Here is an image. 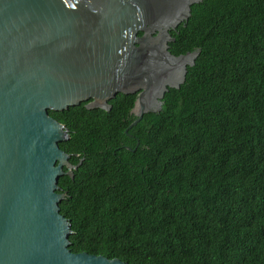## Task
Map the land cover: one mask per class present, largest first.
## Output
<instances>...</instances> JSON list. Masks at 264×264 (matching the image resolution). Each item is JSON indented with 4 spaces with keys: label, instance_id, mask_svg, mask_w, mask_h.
<instances>
[{
    "label": "trees",
    "instance_id": "1",
    "mask_svg": "<svg viewBox=\"0 0 264 264\" xmlns=\"http://www.w3.org/2000/svg\"><path fill=\"white\" fill-rule=\"evenodd\" d=\"M171 33L172 54L200 53L134 139V95L109 111L50 110L70 130V162L83 159L59 179L70 249L127 264H264V0H202Z\"/></svg>",
    "mask_w": 264,
    "mask_h": 264
},
{
    "label": "water",
    "instance_id": "2",
    "mask_svg": "<svg viewBox=\"0 0 264 264\" xmlns=\"http://www.w3.org/2000/svg\"><path fill=\"white\" fill-rule=\"evenodd\" d=\"M201 1L0 0V264H127L71 251L59 179L79 165L50 110L109 111L119 93H139L126 133L160 112L200 53L172 54L171 30Z\"/></svg>",
    "mask_w": 264,
    "mask_h": 264
},
{
    "label": "flooded vegetation",
    "instance_id": "3",
    "mask_svg": "<svg viewBox=\"0 0 264 264\" xmlns=\"http://www.w3.org/2000/svg\"><path fill=\"white\" fill-rule=\"evenodd\" d=\"M125 95H134L133 105H132V107H131L130 110H129V114H128V116L125 118V121H126V123H127V127L125 128V130H126V129L129 127V125H130L133 121H135V119H136V115H135V114H132V109H133V107H134V105H135V101H136V99L138 98L139 93L125 94ZM131 100H132V98H127V101H131ZM83 103H84V105L86 106L89 102L86 101V102H83ZM110 104L112 105L111 102H110ZM129 130H130V129H129ZM127 134H128L130 137H132L133 139L135 138V136H134L132 133H129V132H128ZM139 144H140V139H139L138 137H136V146H135L134 148H132L130 145H125V147H126V148H127V147H130V148L134 149V151H135ZM82 161H83V159H81V161H80V163H79L78 165H80Z\"/></svg>",
    "mask_w": 264,
    "mask_h": 264
}]
</instances>
